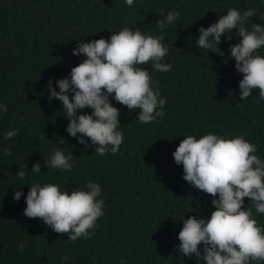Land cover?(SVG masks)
Instances as JSON below:
<instances>
[{
  "label": "trees",
  "instance_id": "16d2710c",
  "mask_svg": "<svg viewBox=\"0 0 264 264\" xmlns=\"http://www.w3.org/2000/svg\"><path fill=\"white\" fill-rule=\"evenodd\" d=\"M230 8H254L252 22L264 25V0H134L131 7L126 0H0V105L8 108L6 114L0 112V264H206L195 256L182 257L178 233L183 219L210 218L213 197L183 179V166L175 163L173 152L188 135L198 139L213 133L243 136L257 145L255 155L264 160V99L254 89L241 100L242 74L229 58V45L241 39L238 30L233 29L230 41L222 37L223 57L196 47L200 27ZM161 9L165 15L180 13L163 30L162 43L169 49L163 62L172 68L157 72L150 63L140 67L159 81L165 115L143 124L139 109L130 112L109 97L120 112L123 143L115 155L100 156L89 138L85 147L66 131L69 120L61 101L49 100V79L59 91L56 80L69 77L85 59L73 55L82 40L110 39L125 27L159 36ZM247 27L251 30V24ZM256 54L264 55V47ZM14 129L18 134L6 140ZM55 150L73 155L71 171L48 170L45 160ZM36 162L40 173L31 171ZM19 170L26 173L23 179L16 175ZM88 181L100 185L97 199L104 200V215L90 230L93 238L73 243L41 219L24 215L31 185L52 183L70 194L87 190ZM17 190L22 192L18 201L13 198ZM249 202L245 197L243 207H251ZM252 211L264 227V214ZM65 255L70 259L64 261Z\"/></svg>",
  "mask_w": 264,
  "mask_h": 264
},
{
  "label": "clouds",
  "instance_id": "9594fccd",
  "mask_svg": "<svg viewBox=\"0 0 264 264\" xmlns=\"http://www.w3.org/2000/svg\"><path fill=\"white\" fill-rule=\"evenodd\" d=\"M131 7L134 0H126ZM157 20L162 30L159 36L142 33L125 27L112 32L110 39L80 41L73 49V55H83L85 59L72 67L69 77L56 80L59 91L49 79V100L61 101L69 120L66 131L78 143L88 147L85 137L96 145L94 153L100 156L109 151L115 155L123 143V133L119 130V109L109 97L126 106L130 112L139 109V122L148 124L163 118L166 100L161 96L159 81L153 80L149 71L141 65L151 64L157 72H168L172 65L163 60L169 49L162 43L163 30L172 25L180 16L177 11L161 9ZM256 9L243 11L230 8L226 15L208 27L201 26L196 47L210 50L223 57L219 47L222 37L232 39L233 29L238 31V43L230 44V57L235 60V68L242 74L239 81L241 100L248 99L254 89H258L259 99H264V55L256 54L264 47V25L253 23ZM251 24V30L247 25ZM155 86V88L153 87ZM69 93H72L71 97ZM89 108L91 113L81 110ZM6 104L0 105V112L7 113ZM19 129L8 131L5 139L15 137ZM79 134V135H78ZM257 145L243 136L225 138L209 133L196 138L188 135L181 140L173 152L174 161L183 166V179L193 187L213 197L215 210L210 218L190 216L183 219V227L178 233L179 252L182 257L195 256L206 264H253L264 262V227L253 218V211L264 214V160L255 153ZM10 155V148L4 149ZM73 155H65L55 150L45 164L50 169L71 171ZM26 168V164L23 166ZM31 171L41 172V164L36 162ZM25 171L16 175L23 179ZM87 190L61 191L56 184L30 186L26 196L24 215L39 218L58 234H67L73 243L79 238L91 239L95 236L97 220L104 215V200L100 185L87 182ZM19 188V187H18ZM20 190L15 191L14 200H19ZM245 197L251 207H243ZM203 245V251L200 250ZM25 245L18 243L23 250ZM70 257L65 255L64 261Z\"/></svg>",
  "mask_w": 264,
  "mask_h": 264
}]
</instances>
